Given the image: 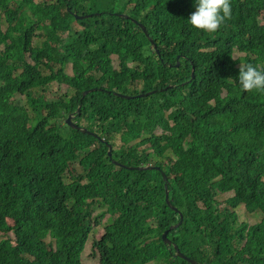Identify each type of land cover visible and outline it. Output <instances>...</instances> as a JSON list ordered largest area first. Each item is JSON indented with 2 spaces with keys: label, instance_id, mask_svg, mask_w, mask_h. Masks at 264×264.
I'll return each mask as SVG.
<instances>
[{
  "label": "trees",
  "instance_id": "trees-1",
  "mask_svg": "<svg viewBox=\"0 0 264 264\" xmlns=\"http://www.w3.org/2000/svg\"><path fill=\"white\" fill-rule=\"evenodd\" d=\"M120 1L145 31L108 14L119 0H0V264H83L107 216L100 264H191L172 244L199 264H264V93L238 80L239 64L264 67V0H231L213 33L191 25L196 0ZM76 3L93 16L73 21ZM53 83L71 94L48 98ZM149 149L174 160L114 163L151 165ZM239 206L262 221L237 226Z\"/></svg>",
  "mask_w": 264,
  "mask_h": 264
},
{
  "label": "rangeland",
  "instance_id": "rangeland-1",
  "mask_svg": "<svg viewBox=\"0 0 264 264\" xmlns=\"http://www.w3.org/2000/svg\"><path fill=\"white\" fill-rule=\"evenodd\" d=\"M57 0H48L49 4L50 3H56ZM83 5V6H82ZM80 4V3H76L75 4V10H77L76 12L78 13L77 17L74 18L73 21L75 20H81V19H87V18H91L93 15L90 13H94V10H88L89 9V5L86 4ZM118 5L121 7L120 10L117 11H108L109 15H119V14H123V18L124 19H128V17L126 15L129 16V19H131L132 21H138L136 20L133 16H132V11H130V7L128 8L127 5L128 4H124V2H121L119 0ZM131 7L132 4H130ZM127 10V11H126ZM126 13V15H125ZM99 14V13H98ZM97 15V13H96ZM114 16V17H115ZM263 18H264V13H263ZM6 23H3V30L6 29ZM73 26L77 29H80V27H77L76 23H73ZM113 30V29H112ZM37 34L32 41V46L36 47L39 46L41 44V42L44 40V36H42V32L41 31H37ZM66 35L61 36V40H64L66 37ZM4 47H0V50H3ZM241 54H238L237 52H235L234 56H236L237 58L240 57ZM27 57H29V54H27ZM114 60V65L116 68L119 67V59L118 56H114L113 57ZM48 72V71H46ZM19 72H17L18 74ZM67 74H69V70H67ZM71 91L70 89L67 88V86L65 85H58L56 83H53L50 87L49 92L47 93L48 98L53 99L54 97H58V96H63V95H70ZM225 95V93L223 94V96ZM15 100L20 101L22 104L27 105V101L25 99V97L23 96H16ZM31 114V112H30ZM167 149H165L166 151ZM164 151V152H165ZM149 153L151 154V159H152V165L155 164L156 161H163V162H169L171 160H174V154H172V152L170 150H167L165 152V154L163 155V158H160V156L156 155L153 150L149 149ZM73 171L70 173L69 178H68V182H71L73 175H74V169L79 172V165L78 164H74L73 165ZM233 193L232 192H228V193H218L215 197L216 202L218 203V208L219 209H224L225 207H227V203L226 201L232 197ZM102 212L101 209L97 208L94 210V217H97L100 213ZM235 214H236V225H240L242 223L248 224L250 227L260 223V221H262L263 219V213L260 212H255V213H247L244 210L243 206H239L238 208H236L234 210ZM107 220H108V216L107 218L104 220L103 223H101L100 225L96 226L95 220H93V226L95 227L94 231H92L91 236L87 242V246H86V250L83 251L82 254V263L83 264H100V257L97 256V252L94 251V240L96 238V236L99 233V230H101L102 228L106 227L107 224ZM10 235H12L13 237L15 236V234L13 232L9 233ZM5 236H0V239H2ZM48 239V238H47ZM50 240V239H48ZM243 247V246H242ZM240 247V249L242 248ZM94 253H96V255L94 256ZM150 264H154V263H150Z\"/></svg>",
  "mask_w": 264,
  "mask_h": 264
},
{
  "label": "clouds",
  "instance_id": "clouds-1",
  "mask_svg": "<svg viewBox=\"0 0 264 264\" xmlns=\"http://www.w3.org/2000/svg\"><path fill=\"white\" fill-rule=\"evenodd\" d=\"M73 13H75V11L72 12V14ZM122 15L119 14L118 16H121L123 18ZM126 16L129 17L128 15ZM231 17H232L231 0H196L195 10L190 13L189 21L194 28L199 29L204 32L213 33V32H216L220 28V26L226 21V19H231ZM133 22L140 26L139 21H133ZM231 59L233 61H236L238 58L233 55L231 56ZM238 67H239L238 80H239L240 85L242 86V89L248 92L256 90L261 93H264V67L259 66V65L254 66L251 63L247 65L239 64ZM108 92L110 93V91ZM145 167H152L153 170H160V167L156 166L155 164L154 165L151 164V165L144 166V167L142 166V168H145ZM157 167L159 169H156ZM134 168H137V167H134ZM148 169H151V168H148Z\"/></svg>",
  "mask_w": 264,
  "mask_h": 264
},
{
  "label": "water",
  "instance_id": "water-1",
  "mask_svg": "<svg viewBox=\"0 0 264 264\" xmlns=\"http://www.w3.org/2000/svg\"><path fill=\"white\" fill-rule=\"evenodd\" d=\"M73 15L75 16V17H77V15L75 14V13H73ZM129 18V17H128ZM140 27L145 31V27L143 26V25H141L140 24ZM147 33V32H146ZM147 35V34H146ZM150 41L153 43V40H152V38H150ZM154 48L155 49H157V47H156V44H154ZM178 67L180 66V63H178V65H177ZM192 80H194V78H195V71H194V68H193V70H192ZM191 80V81H192ZM169 87H174V86H169ZM168 87V88H169ZM165 90H167V88L165 89ZM96 91V90H95ZM90 92V91H89ZM89 92H86V93H84V96H86ZM154 92H156V90H154V91H150V92H147V93H143V94H139V95H136V96H132V97H137V96H143V95H150V94H152V93H154ZM120 96H123V95H120ZM124 98H132L131 96H123ZM79 110L77 109V112H78ZM73 116H74V114L72 113V114H70L68 117H67V119H66V122L70 125V126H72L73 128H83V127H80L79 125H77V124H75L74 123V121H73ZM84 131H87V129H83ZM109 154L110 155H112V144H109ZM117 166H121V167H124V168H127V169H131V170H134V169H138V170H144V169H148V168H151L152 169V167H145V168H142V167H140V168H134V167H127V166H125V165H122V164H120V163H118V162H114ZM156 169H159L158 167L156 168ZM163 178H164V180L166 181V184H165V188H166V202H167V204L169 205V208L172 210V211H174V212H176V213H179L178 212V209L175 207V206H172V204H171V202H170V199H169V194H170V192H169V188H168V185H167V177H166V175L163 173ZM182 221H183V215L182 214H180V222L177 224V225H175V226H171L170 227V230H172V229H177L180 225H181V223H182ZM167 233H168V231H166L164 234H163V240L166 242V244H167V246H171V241H169L168 239H167V237H166V235H167ZM172 247H174V249H175V251H176V255L178 256V257H180V258H182V259H185V260H187V261H189L191 264H199V263H197L195 260H192V259H190V258H188V257H186L184 254H182L181 252H180V250L178 249V247L176 246V244H172Z\"/></svg>",
  "mask_w": 264,
  "mask_h": 264
},
{
  "label": "crops",
  "instance_id": "crops-1",
  "mask_svg": "<svg viewBox=\"0 0 264 264\" xmlns=\"http://www.w3.org/2000/svg\"><path fill=\"white\" fill-rule=\"evenodd\" d=\"M36 33H37V31H36ZM57 68H58V67L55 66V70H57ZM65 72H66V70H65ZM58 85H59V84H58ZM60 85H65V84H60Z\"/></svg>",
  "mask_w": 264,
  "mask_h": 264
}]
</instances>
